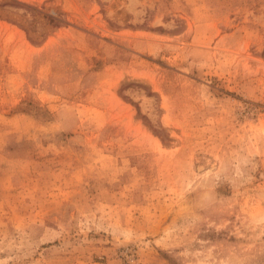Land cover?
Here are the masks:
<instances>
[{
  "label": "rangeland",
  "instance_id": "1",
  "mask_svg": "<svg viewBox=\"0 0 264 264\" xmlns=\"http://www.w3.org/2000/svg\"><path fill=\"white\" fill-rule=\"evenodd\" d=\"M0 264H264V0H0Z\"/></svg>",
  "mask_w": 264,
  "mask_h": 264
},
{
  "label": "trees",
  "instance_id": "2",
  "mask_svg": "<svg viewBox=\"0 0 264 264\" xmlns=\"http://www.w3.org/2000/svg\"><path fill=\"white\" fill-rule=\"evenodd\" d=\"M137 110H138V108H137Z\"/></svg>",
  "mask_w": 264,
  "mask_h": 264
}]
</instances>
